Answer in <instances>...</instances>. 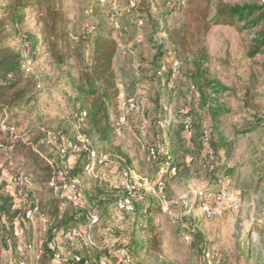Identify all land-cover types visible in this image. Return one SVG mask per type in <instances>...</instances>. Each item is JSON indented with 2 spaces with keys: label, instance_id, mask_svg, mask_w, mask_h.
<instances>
[{
  "label": "rangeland",
  "instance_id": "obj_1",
  "mask_svg": "<svg viewBox=\"0 0 264 264\" xmlns=\"http://www.w3.org/2000/svg\"><path fill=\"white\" fill-rule=\"evenodd\" d=\"M60 1L70 20L69 33L82 40L79 47L83 61L86 62L89 41L93 38L89 32L94 31L87 30L88 26H92L95 32L111 34L119 48L115 57L119 96L115 111L110 115L115 129L111 145L101 147L96 145L95 139H88L94 150L109 154L116 167L114 176L107 170L98 171L96 178L80 175L87 198L104 195L106 200L102 202L108 203L97 209H91L89 205L91 211L99 215L100 222L93 233L99 249L89 251L87 256L91 259L88 260L114 264L106 245L130 237L143 243L147 240L144 230L148 225L141 222L134 227L137 218L141 221L146 218H141L139 213L125 217L113 210L114 199L121 195L116 175L127 166L138 177L154 180L158 165L149 161L146 148L165 144L177 167L175 175L165 177L166 198L185 196L193 200L189 197L190 190H195V218L181 216L184 212L181 207L173 208L171 215H165L156 197L147 192L139 193L142 199L150 197L151 204L158 210V214L153 215V224L157 226L161 246L155 252L140 249L134 255L136 264H201L205 252L216 254L219 264H264V72L259 67L263 57L261 53L252 58L248 54L257 34L264 30V22L241 32L229 26H213L202 38L195 35L196 45L184 51L177 41L182 36L187 16L200 4L199 1L144 0L134 11L126 10V0ZM4 2L0 0V8ZM113 3L121 10V16L115 21L110 17ZM216 3L217 0H211L209 19L213 17ZM224 3L252 5L264 11V0H224ZM138 21L142 25H138ZM8 27L6 23L2 28L3 37L11 38L4 42L5 46L21 54V41L28 43L29 57L33 60L32 74L29 75L37 84L32 104L9 115L16 125V129L11 127L13 134L19 137L11 141L9 136L10 145L20 141L26 148H18L11 158L17 167L32 172L33 160L27 149L34 154L41 151L42 158L59 162L56 141H48L45 132L78 144L80 130L71 126L66 131L71 121L67 122V119L74 115L71 107L75 96L73 80L78 65L74 61H67L62 66L52 64L43 46L36 44L35 40L38 39L39 43L41 37V28L34 12L25 11L20 36L13 38L15 33ZM123 50L127 54L123 55ZM200 50L206 55L201 64L205 80L214 83L202 93L190 80L194 68L191 54ZM172 58L180 63L174 79L169 75V60ZM134 62L138 67H132ZM162 68L163 76L159 77L156 72ZM191 86L195 89L191 90ZM131 97L141 109L139 115H133L123 107L124 100ZM163 107H167L170 113H166ZM185 108L192 115L194 145L182 138L180 120ZM159 120H166L167 130L157 128ZM205 127L213 130L206 142L200 138ZM2 133L0 162L6 157L4 149L10 146ZM116 149L128 159L129 165L125 162L115 164L114 157L123 159ZM207 149L214 154L212 161L205 154ZM35 188L43 203L52 197L46 183H35ZM220 192L227 194L226 201L219 206L216 216L205 218L200 213V205L212 204ZM4 195L0 185V197L6 198ZM230 202L237 203L236 212L227 209ZM52 214L51 209L46 215L50 218ZM20 219V214L13 210L8 215L0 214V264H19L20 245H27L34 239H46L39 234L38 226L35 230L30 227L24 237H17L14 226ZM187 235L191 236L189 242L184 240ZM24 264H41V259L30 258L29 254Z\"/></svg>",
  "mask_w": 264,
  "mask_h": 264
},
{
  "label": "trees",
  "instance_id": "obj_2",
  "mask_svg": "<svg viewBox=\"0 0 264 264\" xmlns=\"http://www.w3.org/2000/svg\"><path fill=\"white\" fill-rule=\"evenodd\" d=\"M195 1H199L200 4L187 16L188 19L182 26V36L177 41L178 45L184 51L191 50L196 45V40H194L195 35L202 38L207 35L213 26H229L241 32L256 28L258 24L264 22L263 9L252 5H229L224 3V0H217L213 17L209 19L211 0ZM27 10L34 12L36 22L41 28V37L39 43L37 42L38 39L35 40L36 44L43 46L44 53L48 56L52 64L62 66L67 61H74L78 65L77 75L75 80H73L75 96L72 98L73 106L71 107L74 110V115L68 117L67 122L68 120L71 121L68 127H66V131L71 126H76L80 130L79 134L81 137L91 140L95 139L96 145L101 147L110 146L113 133L115 132L110 115L111 112L115 111V102L119 96L114 69L115 57L119 49L117 42L111 34H104L101 31L95 32V29L94 31H90L89 33H91L93 38L89 41V53L86 62L83 61V54L79 47L82 40L69 33L70 20L60 0H5L2 8H0V15L2 16V20H0V123L6 117L4 125L16 129L15 122H11L9 115L14 111L26 109L32 104L31 100L35 99L34 89L37 88V84L31 75H26L21 71V54L5 46L4 42L11 40V38L10 36L3 37L4 32L2 31V28L8 23L10 26L8 28L15 33L13 38L20 36V27L25 21V11ZM86 13H89V11H86ZM23 36L29 39L28 36ZM73 38L76 40H73ZM249 50L248 54L250 58L258 53L262 54L263 60L259 67L264 72V30H261L257 34L256 39L253 41V47ZM204 54V50L191 54L194 68L191 71L190 80L198 86V90L201 93L208 90L214 84L213 82L205 80V74L201 70V64L206 59V55ZM31 61L33 62L32 59ZM197 81L201 83L198 84ZM82 113H84L83 121L79 122ZM0 132L2 133L1 130ZM3 134L10 145L9 133L3 132ZM55 140V147L57 144L66 141V139H61V137H55ZM194 140L195 135L191 140L193 145ZM18 148L26 149L20 144V141H14L13 152ZM26 151L33 160L32 172L27 170L32 181L34 184H47V181L53 173L49 165L45 164V159L47 158H42V155H40L42 154L40 153L41 151H37L35 154L30 149ZM116 151L121 154L119 149H116ZM120 156L123 157L126 165L130 164L123 154ZM67 157L65 156L64 159ZM58 158L60 162L61 157L59 155ZM68 160L70 176L81 177L80 175L83 173L84 166L87 163L86 155H72L69 156ZM52 162L54 165L59 164V162ZM47 190L49 189L47 188ZM4 196H6L4 199L0 197V214L8 215L11 210L18 212L21 219L16 224L18 227H23V210L31 207V196L26 195L24 206L15 202L9 193H5ZM85 196L90 211L91 209L108 205V203L102 202L106 200L104 195L99 198L94 196L93 199H88L87 193H85ZM37 198L39 208L43 214L46 215L51 209L53 212L49 218L51 227L45 235L47 242L51 241L60 250L65 251L67 245L62 240V233L84 222L86 220V211H80L70 207L61 209L59 200L53 195L44 203L38 197V194ZM102 198L104 199L102 200ZM149 198H141L135 201V214L132 216L134 217L139 213L141 218H146V221H141V219L137 218L138 221L134 222V227L137 228L141 222L146 223L148 226L145 229L146 231L144 230L146 232L144 235L147 236V240L143 243L141 240L130 237L128 240L123 238V240L117 242L129 249L135 264L134 255L136 256L140 249L145 252H155L161 246L157 226L153 224V215L158 214V210L151 204L152 202ZM116 200L114 199L113 204ZM123 216L128 217L124 214ZM98 218L100 222L99 215ZM89 251L94 250L80 251L79 248H75L72 254H79L81 256V263L79 264H105L96 259L94 261L92 260L93 262L89 261L88 259H91L87 256ZM41 264H51L50 253L46 250H44V254L41 257ZM63 264L76 263L71 257L66 256Z\"/></svg>",
  "mask_w": 264,
  "mask_h": 264
},
{
  "label": "built area",
  "instance_id": "obj_3",
  "mask_svg": "<svg viewBox=\"0 0 264 264\" xmlns=\"http://www.w3.org/2000/svg\"><path fill=\"white\" fill-rule=\"evenodd\" d=\"M144 0H126V10H137ZM102 3V1H101ZM121 10L112 4L111 19L117 20ZM138 25H142L141 21H138ZM87 30H94L92 26H88ZM73 40H76L73 38ZM21 71L28 75L32 72V61L29 57L28 43L21 41ZM122 54H127L126 50L122 51ZM133 68L138 67L137 63L132 64ZM180 63L176 59L169 60V75L170 79H174L179 72ZM159 77L163 76V68L156 72ZM195 89L191 86V90ZM123 107L133 115H139L141 109L134 98H127L124 100ZM163 110L168 114L170 113L167 107H163ZM182 119L180 120L182 138L190 142L194 135V125L192 115L188 108L181 111ZM84 113L81 114L79 122L83 121ZM0 123L2 132H8L10 139L18 140L19 137L13 134V128L6 127L4 121ZM159 130L165 131L168 128L166 120H159L156 124ZM48 141H56L55 136L49 132H45ZM213 134L211 127H205L200 133L202 141L206 142ZM78 144L72 141H64L56 145L57 154L61 157L58 165H54L52 161L45 159L49 167L53 170L52 175L47 181V188L51 194L59 200L60 208L70 207L72 209L86 211V220L79 223L73 228L67 229L62 233V240L66 243V250H60L53 242H47V240L34 239L27 245H20L18 248V255L20 257V263L24 264L26 256H31L35 260H40L44 254V250L50 253L51 264H63L65 257H71L76 264L81 263V256L79 254H72L75 248L83 250H98L99 247L94 241V227L99 224L98 216L90 211L87 205L85 196V186L83 179L79 176L71 177L69 174V156L77 154H85L87 163L83 169V175H89L94 178L97 177L98 171L107 170V172L114 176L116 167L112 164L110 156L107 153H99L90 147L88 139L81 136L77 138ZM148 159L158 165V172L154 177V180H149L145 177H138L136 173L130 170L127 166L121 168L116 177L120 183L121 195L117 196V200L113 204V210L121 215L132 217L135 214V201L141 199L139 193L147 192L150 196H154L158 199L160 210L165 215H170L173 208H183L184 212L181 216L195 218V190H190V196H181L179 198H166L165 194V177L173 176L177 172V167L173 163L172 155L169 151V147L165 144H158L146 148ZM5 158L0 162V185L6 194H10L15 202L20 205L25 204L26 195H30L32 199V205L29 208L23 210L22 220L24 222L23 227L14 226V234L20 238L24 237L29 231L30 227L35 230L38 226L39 234L45 236L51 222L48 216L43 214L38 205V198L36 193L35 184L32 181L28 172L22 167H17L14 163L11 155L13 154V144L4 149ZM210 161L214 159V154L210 149L205 152ZM67 157L64 159V157ZM115 164L120 165L123 159L114 157ZM112 164V165H111ZM115 168V169H114ZM143 178V179H142ZM227 198L225 192H220L215 198L212 204L203 203L200 205V213L207 219L213 218L217 215V211L220 205H222ZM227 209L232 212L238 210L237 203L230 202L227 205ZM194 230L192 229L191 232ZM35 233V231H33ZM191 239L190 235L184 237L186 242ZM110 256L112 257L114 264H135L133 257L129 249L117 243L108 244L105 246ZM219 257L216 254L205 252L202 257L201 264H219Z\"/></svg>",
  "mask_w": 264,
  "mask_h": 264
},
{
  "label": "crops",
  "instance_id": "obj_4",
  "mask_svg": "<svg viewBox=\"0 0 264 264\" xmlns=\"http://www.w3.org/2000/svg\"><path fill=\"white\" fill-rule=\"evenodd\" d=\"M114 69H116V64H115V62H114ZM120 93H122L121 90H120ZM188 143H189V142H188ZM170 215H171V214H170Z\"/></svg>",
  "mask_w": 264,
  "mask_h": 264
}]
</instances>
